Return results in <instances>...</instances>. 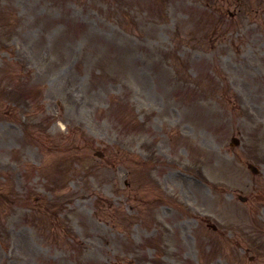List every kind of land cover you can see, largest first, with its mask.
<instances>
[{"label": "rangeland", "instance_id": "obj_1", "mask_svg": "<svg viewBox=\"0 0 264 264\" xmlns=\"http://www.w3.org/2000/svg\"><path fill=\"white\" fill-rule=\"evenodd\" d=\"M0 264H264V0H0Z\"/></svg>", "mask_w": 264, "mask_h": 264}, {"label": "water", "instance_id": "obj_2", "mask_svg": "<svg viewBox=\"0 0 264 264\" xmlns=\"http://www.w3.org/2000/svg\"><path fill=\"white\" fill-rule=\"evenodd\" d=\"M251 168H252L253 172L257 173V169H256L254 166H251ZM241 199H242L243 201H245V198H242V197H241Z\"/></svg>", "mask_w": 264, "mask_h": 264}]
</instances>
